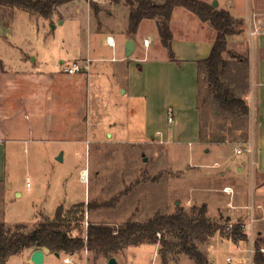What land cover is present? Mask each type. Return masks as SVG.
<instances>
[{"label": "rangeland", "instance_id": "rangeland-1", "mask_svg": "<svg viewBox=\"0 0 264 264\" xmlns=\"http://www.w3.org/2000/svg\"><path fill=\"white\" fill-rule=\"evenodd\" d=\"M164 1L155 0L157 4ZM119 11L116 25L124 19L125 10L120 8ZM151 21L147 20L143 25V31L146 25L147 28L154 25ZM103 25L110 26L107 22ZM67 34L68 24L57 30L48 23L39 27L38 39L42 36L53 39L54 46L38 48L40 54L48 58L49 72L57 73L61 60L68 64L69 57L62 47L63 36ZM29 39L38 42L35 36L30 35ZM139 40L137 37L136 41ZM150 51H164V48L156 42ZM30 64L33 65L32 61ZM229 71H236L237 83L242 88L241 84L250 73L248 65L236 64ZM145 78L147 91L153 89L147 106L149 131H169L160 107L181 92L155 90L159 87V79L148 70ZM228 82L233 84L229 79ZM65 84L78 87L68 82ZM26 87L30 89L31 85L26 84ZM40 87L42 90L46 85L41 82ZM238 90L234 87L237 96ZM24 94L17 97L23 98L22 103L21 99L17 102L18 108L23 109L22 125L28 124L36 110H45L48 99L42 91L38 98L27 90ZM84 103L91 138L78 146L75 154L78 159L67 157L64 163H59L57 157L63 152L68 156L71 154L67 145L60 142L27 140L6 144V180L0 184V223L12 229L24 225L26 231H30L43 217L54 219L59 205L63 204L64 208L72 204L97 206L87 212L85 224L79 225L75 232L78 235L84 234L89 223H105L119 229L129 222L145 223L157 215L172 214L178 208L188 210L206 204L210 221L224 229L205 243L198 244V249L207 255L209 264H255L258 249L264 255V174H257L251 152L256 134L253 115L233 116L220 111L213 101H206L202 106V136L213 143L192 147L163 143L156 136L142 139L144 114L141 100L128 101L123 89L112 82L98 87L90 80ZM113 105L117 113L113 111ZM117 116L123 122L121 128L94 126L95 119L107 123ZM213 121L215 128L210 132ZM206 147L211 151L203 154ZM238 149L242 153L238 154ZM215 162L219 163L218 167ZM84 171L88 173L87 183L81 181ZM225 186L232 188L231 194L223 192ZM230 218L235 221L232 230L240 225V230L248 233L246 241H235L230 231H226L231 225ZM242 223L246 224L247 230L241 228ZM162 253L167 256V264H195L183 254L162 250L160 243L130 246L114 254V258L118 264H164ZM64 256L48 255L45 264H64ZM84 257L80 254L72 259L75 264H84ZM87 257V264H108L111 259L93 252ZM5 264L28 263L19 255Z\"/></svg>", "mask_w": 264, "mask_h": 264}, {"label": "crops", "instance_id": "crops-1", "mask_svg": "<svg viewBox=\"0 0 264 264\" xmlns=\"http://www.w3.org/2000/svg\"><path fill=\"white\" fill-rule=\"evenodd\" d=\"M199 1L211 6L216 2L217 6L213 7L217 11H226L235 20L244 23V31L228 39L227 51L223 57L229 64L226 79L232 81L233 84L229 83L233 90L234 87L239 89L238 97L244 99L249 106L248 117L252 115L254 117L256 134L251 149L255 157L257 174L260 176L264 174V27H261L256 34L252 33L257 21L264 20V0ZM98 5L100 12L95 15L87 0H76L57 7L49 19L17 8L0 6V184L6 180V144L9 142L27 140L60 142L67 145V150H70L71 154L68 156L65 154L67 152H63V161H58L59 163H64L67 157L78 159L75 155L79 150L78 146H82L91 138L84 103L85 90L90 80H93L98 87L103 83L112 82L123 89L128 101L141 100L144 114L142 139L156 136L163 143L178 146L188 144L192 147L213 143L209 140L207 142L201 140L198 63L210 56L217 32L188 10L175 9L170 21L171 52L175 57V60H171L170 50L161 42L157 20L151 21L154 24L151 28H147L146 25L145 31L142 28L147 24V19L143 20L137 32L130 34V8L124 2L114 4L102 0ZM120 8L125 10L124 19L123 22L119 19L121 23L116 25V22L118 23L116 19L120 18ZM103 22H107L110 26H104ZM46 23L53 30L68 24V34L62 39V47L66 49L69 57L68 64H64V60H61L57 73L49 72L48 58L38 51L39 46H54L51 37L42 36L40 39L37 37L39 27ZM30 35L35 36L38 42H30ZM137 37H140L139 42L136 41ZM109 38L114 46L108 44ZM145 40L151 42L149 47L144 45ZM129 41L133 43L131 53L127 50ZM156 42L164 48V51H150ZM233 53L242 57V60L234 58ZM30 61L33 63L32 66ZM75 62L84 65L85 70L73 75L66 74L63 68ZM236 64H247L250 69L245 83L241 84L242 88H239L240 84L237 83L236 71H229ZM39 65H41L40 69L37 68ZM147 70L156 74L159 79V87L155 90L160 92L161 89L167 93L169 90L181 92L179 96L164 101L160 107L169 131L156 129L155 132H150L147 126L148 97L153 90L147 91L145 81ZM41 82L46 85L42 90ZM65 82L78 87H71V84L66 85ZM26 84L31 85L30 89ZM25 90L37 98L42 91L48 99L45 110L42 112L36 110L32 113L28 124L22 125L20 119L24 117L23 109L18 108L17 102L21 99L22 103L23 98L17 97H23ZM112 108L114 112L117 110L114 105ZM169 115L172 116V122H169ZM93 121L95 127L106 125L110 128H121V124L123 125L120 117L107 123L99 119ZM210 151L209 147L202 150L203 154H208ZM214 165L218 167L219 163L215 162ZM222 190L226 194H231L233 191L228 186ZM76 205L79 204L65 208ZM230 205L231 202L228 203V206ZM59 207L64 208V205ZM234 222L231 219V225ZM30 251H25L21 256L26 258L28 264H33L31 262L33 251ZM43 251L45 253L43 264H45L47 256L54 253ZM80 254L85 256L83 261L87 264L88 252L83 251L66 257L71 256L72 264H75L72 257ZM61 255L65 254L61 253Z\"/></svg>", "mask_w": 264, "mask_h": 264}, {"label": "trees", "instance_id": "trees-1", "mask_svg": "<svg viewBox=\"0 0 264 264\" xmlns=\"http://www.w3.org/2000/svg\"><path fill=\"white\" fill-rule=\"evenodd\" d=\"M73 1L76 0H0V6L17 8L49 19L57 7ZM87 1L95 15H98V2L102 0ZM106 1L114 4L124 2L130 8V34L137 32L143 20H157L161 42L170 50L171 60H175V57L171 52L170 21L175 9L188 10L217 32L210 56L198 63V110L201 114L202 141L212 142L202 136V106L206 101H213L220 111L233 116L250 115L246 101L235 95L226 79L229 64L223 57L227 51L228 39L244 31L243 21H237L228 12L217 11L213 6L199 0H165L162 4H157L155 0ZM232 56L242 60L235 53ZM214 123L213 121L210 126V132L215 128ZM96 207L91 204H79L69 209L59 207L54 219L43 217L30 231H26L24 225H17L12 229L0 223V264H5L10 258L22 255L27 250L35 249L65 255L93 252L110 259L130 246L145 243H160L162 250L183 254L195 264H209L207 255L198 249V244L205 243L217 232L224 230L219 224L210 221L208 207L203 204L188 210L178 208L172 214L157 215L145 223L129 222L119 229L105 223H89L84 234L75 235L78 226L85 224L87 212L95 210ZM229 234L235 241L248 239V235L240 230V225H236ZM162 259L167 264L166 254L162 253ZM254 260L255 264H264V255L260 253V249Z\"/></svg>", "mask_w": 264, "mask_h": 264}, {"label": "built area", "instance_id": "built-area-1", "mask_svg": "<svg viewBox=\"0 0 264 264\" xmlns=\"http://www.w3.org/2000/svg\"><path fill=\"white\" fill-rule=\"evenodd\" d=\"M261 27H264V20L263 21H257L256 28L254 29L252 34H256L260 30ZM150 43L151 42L149 40H145L144 41V45L146 47H149ZM108 44L110 46H114V43L111 41L110 38L108 39ZM85 68L86 67L84 65H82L80 62H75V63H72V64H70L68 66H65L63 68V70H64V72L66 74L73 75V74H76V73H81L83 70H85ZM172 120H173L172 116L169 115V122H172ZM251 152H252V150H251ZM237 153L240 154V153H242V151L238 149ZM81 181L83 183H87V181H88V173L87 172L86 173H82ZM27 186H29V184H27ZM232 228H233V225H229V226L226 227V231H230L231 232ZM241 228H243L244 230H247L246 229V225H244V224H241ZM251 239H252V231H251ZM70 258H71V256H67L66 258H64V263L65 264H72V260ZM227 261H231V259H228Z\"/></svg>", "mask_w": 264, "mask_h": 264}, {"label": "water", "instance_id": "water-1", "mask_svg": "<svg viewBox=\"0 0 264 264\" xmlns=\"http://www.w3.org/2000/svg\"><path fill=\"white\" fill-rule=\"evenodd\" d=\"M214 7L217 6V3L215 2L213 4ZM127 50L131 53L133 50V43L131 41L128 42L127 44ZM63 155L61 154L58 158L57 161L62 162L63 161ZM55 256L60 257L59 253H54ZM45 261V253L43 250L41 249H35L33 250L32 254H31V262L33 264H43ZM108 264H118L117 260L113 257L109 260Z\"/></svg>", "mask_w": 264, "mask_h": 264}, {"label": "bare ground", "instance_id": "bare-ground-1", "mask_svg": "<svg viewBox=\"0 0 264 264\" xmlns=\"http://www.w3.org/2000/svg\"><path fill=\"white\" fill-rule=\"evenodd\" d=\"M86 172H87V171H84V173H86ZM227 191H230V190L227 189Z\"/></svg>", "mask_w": 264, "mask_h": 264}]
</instances>
